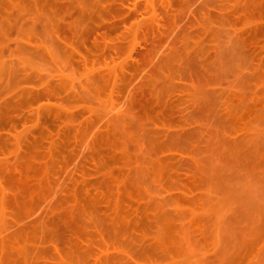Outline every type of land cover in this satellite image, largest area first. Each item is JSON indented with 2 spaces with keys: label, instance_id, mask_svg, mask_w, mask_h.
Listing matches in <instances>:
<instances>
[{
  "label": "rangeland",
  "instance_id": "374dc122",
  "mask_svg": "<svg viewBox=\"0 0 264 264\" xmlns=\"http://www.w3.org/2000/svg\"><path fill=\"white\" fill-rule=\"evenodd\" d=\"M0 264H264V0H0Z\"/></svg>",
  "mask_w": 264,
  "mask_h": 264
}]
</instances>
